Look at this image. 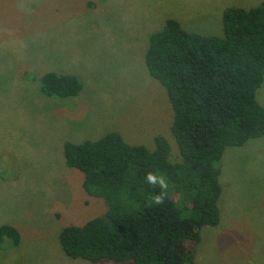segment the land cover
<instances>
[{
	"label": "rangeland",
	"instance_id": "1",
	"mask_svg": "<svg viewBox=\"0 0 264 264\" xmlns=\"http://www.w3.org/2000/svg\"><path fill=\"white\" fill-rule=\"evenodd\" d=\"M264 0H0V226L19 242L0 247V264H135L72 258L60 234L103 215L104 197L84 187L64 145L119 132L131 144L171 145L174 108L146 65L153 32L174 18L190 32L224 36V9ZM47 72L72 74L77 95L41 89ZM264 106V81L257 93ZM220 221L200 230L192 264H264V135L228 146L221 160Z\"/></svg>",
	"mask_w": 264,
	"mask_h": 264
},
{
	"label": "trees",
	"instance_id": "2",
	"mask_svg": "<svg viewBox=\"0 0 264 264\" xmlns=\"http://www.w3.org/2000/svg\"><path fill=\"white\" fill-rule=\"evenodd\" d=\"M224 36L185 30L169 18L153 32L146 51L150 74L167 89L174 108L172 132L182 160H170L163 135L156 148L131 144L117 131L97 140L64 146L66 162L83 171L84 187L104 197L107 211L83 225L66 226L60 241L72 258L132 260L135 264H192L189 242L220 221L221 160L228 146L264 135V106L257 93L264 81V2L227 7ZM41 89L52 96L77 95L72 74L47 72ZM153 172L167 183L147 181ZM163 195L162 203L155 197ZM19 242L11 225L0 226V247Z\"/></svg>",
	"mask_w": 264,
	"mask_h": 264
},
{
	"label": "clouds",
	"instance_id": "3",
	"mask_svg": "<svg viewBox=\"0 0 264 264\" xmlns=\"http://www.w3.org/2000/svg\"><path fill=\"white\" fill-rule=\"evenodd\" d=\"M146 178H147V181L149 183H151V184H157V183H159V186L161 188H164V189L167 188L166 181L162 177L159 178V180H158L157 175L155 173H153V172H148ZM163 198H164L163 195H160V196L155 197V203L156 204L162 203Z\"/></svg>",
	"mask_w": 264,
	"mask_h": 264
},
{
	"label": "crops",
	"instance_id": "4",
	"mask_svg": "<svg viewBox=\"0 0 264 264\" xmlns=\"http://www.w3.org/2000/svg\"><path fill=\"white\" fill-rule=\"evenodd\" d=\"M225 10V9H224ZM126 140V139H125ZM66 144V143H65ZM137 144H139V143H137ZM65 146V145H64ZM221 173H222V170H221Z\"/></svg>",
	"mask_w": 264,
	"mask_h": 264
}]
</instances>
